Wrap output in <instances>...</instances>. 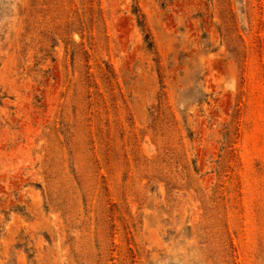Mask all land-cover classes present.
<instances>
[{"label":"rangeland","instance_id":"rangeland-1","mask_svg":"<svg viewBox=\"0 0 264 264\" xmlns=\"http://www.w3.org/2000/svg\"><path fill=\"white\" fill-rule=\"evenodd\" d=\"M0 264H264V0H0Z\"/></svg>","mask_w":264,"mask_h":264}]
</instances>
